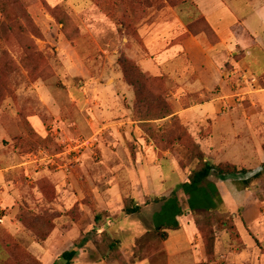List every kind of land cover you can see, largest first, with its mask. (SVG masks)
Returning a JSON list of instances; mask_svg holds the SVG:
<instances>
[{
  "label": "rangeland",
  "instance_id": "rangeland-1",
  "mask_svg": "<svg viewBox=\"0 0 264 264\" xmlns=\"http://www.w3.org/2000/svg\"><path fill=\"white\" fill-rule=\"evenodd\" d=\"M0 2L3 8L0 10V64H3L0 79L4 87L0 86V167L8 171L6 184L11 196L9 207L0 206L3 221L0 259L10 254L33 260L30 264H53L62 253L75 249L79 252L75 264L78 259L81 264H169L164 241L155 234L152 217L163 205L154 200L170 198L174 193L184 210L178 222L186 229L170 233L183 250L187 249L182 244L188 233L200 241L197 243L195 238L189 251L175 257L172 264H264V251L254 244L249 231L247 235L241 217L236 218V224L243 240L234 241L226 231L217 230L214 258L207 259L204 239L209 230H201L195 224L206 213L193 212L189 208V196L180 188L183 179L199 166L191 160V152L185 145L172 141L164 146L160 141L161 134L175 130L172 120L168 118V122L157 121L153 125L156 141L150 140L156 155L147 159L152 164L151 177L145 179L147 168L136 166L134 151L127 152L133 164L126 166L122 164L124 161L116 159L117 153L123 155L120 144L133 146L114 125L124 116L118 110L132 109L133 99L125 95L123 102L113 103L115 109L110 101L111 110H108L105 90L112 87L111 93L120 92L117 84L123 81V76L117 62L122 56L145 67L140 61L147 53L145 45L127 36V28L122 31L120 16L146 10V18L134 23L139 28L148 22L150 15L164 14L170 7L168 3L164 0ZM68 16L71 22L67 21ZM24 58H29L33 72L23 66ZM176 67L167 74L165 84L157 86L162 89L164 85L169 101L171 97L174 102L176 98L171 92H176L177 81L186 73L181 71V66L176 64ZM72 96L75 103L69 101ZM185 103L182 105L186 106ZM194 136L203 139L198 132ZM238 137L247 136L242 133ZM213 145L216 146V139ZM165 151L170 153L165 155ZM30 159L33 163L25 167L24 162ZM90 173L94 182L90 181ZM46 180L56 184L58 199L52 203L46 198L52 196V190H43ZM208 182L216 186V175ZM101 191L109 192V199H97L95 193ZM86 192L92 194V199H86ZM204 194V191L199 194L197 206L209 207L213 201L216 204L215 194ZM254 195L264 196L261 182L256 183L254 193L241 200L242 204L249 205ZM97 203L106 207V211L101 212ZM134 204L141 205L142 211L133 215L124 213L125 207ZM214 209L210 213H231L223 206ZM24 212L53 220L55 227L45 240H39L22 225L20 215ZM9 218L16 224L19 222L12 233L6 230ZM257 218L255 213L254 219Z\"/></svg>",
  "mask_w": 264,
  "mask_h": 264
},
{
  "label": "crops",
  "instance_id": "crops-1",
  "mask_svg": "<svg viewBox=\"0 0 264 264\" xmlns=\"http://www.w3.org/2000/svg\"><path fill=\"white\" fill-rule=\"evenodd\" d=\"M198 16L205 18L214 30L219 39L218 44L212 45L202 36L184 37L188 33V24ZM139 32L147 50L146 56L140 61L145 65H141L144 71L151 74L174 72L177 67L171 62L178 56H187L184 69L186 74L177 81L176 92H171L176 101H172L171 97L170 101L175 105L176 116L183 126L193 134H201L203 131L208 134L200 144L213 162L230 163L249 171L247 174L216 175V190L222 200L219 207L223 206L227 211L239 214L247 226V235L249 231L254 244L264 250V196L250 197L249 205L241 202L243 198L247 199L248 194L254 193L256 183L261 182L264 188V0H189L176 9L166 8L162 15H150L148 22L140 26ZM117 85L120 92L116 90L115 94L111 93L112 87L105 90L108 110H111L110 101L113 106L114 102H123L125 95L129 100L133 99L132 91L123 81ZM69 101L75 103L74 97H70ZM184 101L186 106L182 105ZM118 113L124 116L122 121L114 124L118 127L117 131L127 141L131 140L136 148L128 143L120 144L123 155L117 153L119 158L116 159L124 161L122 164L126 166L133 164L127 152L134 151L138 161L136 166L147 168L145 179H148L152 164L147 159L156 155L153 143L140 125L132 121V109L124 107ZM242 133L247 136L245 139L238 137ZM215 139L216 146L213 145ZM169 153L165 151L163 154ZM24 163L27 167L33 160ZM7 174L8 171L0 167V206L5 207H9L11 201L6 184ZM89 178L94 182L93 174L90 173ZM136 180L139 181V178ZM183 180L182 183L188 178ZM108 193L101 191L95 194L97 199H109ZM97 204L101 212L106 211V207ZM255 213H258L257 219H254ZM18 224L9 218L6 230L12 233ZM180 226L179 231L186 229L182 224ZM190 236L188 233L182 244L187 249L183 250L175 236L169 232L164 242L169 264H172L175 257H181L189 251L195 238L199 243V238L193 239ZM197 245L200 247V244ZM80 262L76 260L77 264Z\"/></svg>",
  "mask_w": 264,
  "mask_h": 264
},
{
  "label": "trees",
  "instance_id": "trees-1",
  "mask_svg": "<svg viewBox=\"0 0 264 264\" xmlns=\"http://www.w3.org/2000/svg\"><path fill=\"white\" fill-rule=\"evenodd\" d=\"M164 1L169 4L168 6L176 9L188 3L189 0ZM1 6L2 2H0V10L3 9ZM120 17V20L123 22V24L121 25L124 26V28H122V31H124L123 29L127 28L125 30L128 31V35H126L131 40L135 41V43L143 46V38L139 32L140 27L137 28L134 23L136 24L142 22V20L146 18V10L144 12L140 10L136 12L134 10V13L132 12L129 15L123 13V15ZM59 21L61 24H65V21L60 19ZM67 21L71 22V18L69 16L67 17ZM187 28L188 33L185 34L184 37H187L189 35H193L195 37L202 36L212 45H216L219 43V39L216 33L205 20V18L201 16L195 17L188 24ZM1 54L2 53H0V55ZM187 61V56L181 55L171 63H175L181 66V71L185 72L184 69ZM29 62V58H24V61H22L23 66L29 72H33L34 70H32V68L30 67ZM117 64L120 72L122 73L123 82L127 85V87L132 91L133 94L132 121L138 123L144 130V132L147 133L149 138H152L156 141V132L155 128H153L154 123L159 120H165L168 118L171 119L176 128L172 133L168 134L166 132V134H161L160 136L163 140H160L161 143H164L163 145L166 146L173 141V143H177V145H185L191 152V160L196 161V164L199 166L197 170L194 169L192 171V173L188 177V180L182 183L180 185V188H182L185 194L189 196L188 204L189 208L193 212L201 213L204 211L206 213L205 217L202 220L196 219L195 224L201 230H209L207 236L205 234L204 247L207 259H213L217 239V230L226 231V233H228L230 235V238L234 241H240L241 239L243 240V236L240 233L238 225L236 224V218H240L239 214L235 215L233 213H230V215H228L224 211L216 212V214L210 213V211L215 210L214 208H216V210L220 208L219 206L222 204V200L219 196L218 191L216 190V186L209 183L208 180L213 174L221 177L233 174H247L249 171L245 168H241L230 163H215L208 157L200 144V141L205 139L208 134L203 131V133L200 134L203 139L201 140L196 138L187 127L182 125L181 120L176 116V107L172 102L169 101L168 92L163 88L164 85L162 89L157 88L159 83L165 84V79L168 76V73L161 74L162 76H148L145 73L146 71H144V69L135 60H131L123 56L118 60ZM0 65L3 66V64ZM34 68L38 69V66L35 65ZM1 83L2 82L0 79V86H2ZM2 88L4 87L2 86ZM167 148L168 150L171 149L170 146H168ZM46 181H44L43 190H52V196L46 195L48 201L52 203L53 201H56L58 199L57 194H55L56 184H54L50 180ZM246 182L248 183L249 180H247ZM202 191L205 192L204 195L208 196L210 193L215 194L216 204L213 201V205L209 207L197 206L199 202V194H201ZM39 192L42 194L41 191ZM85 194L86 199H92V197L90 196L92 194H89V192H86ZM154 201L156 203H163L161 210L154 215L153 220L155 223H153L155 234L165 242L167 240L169 232H175L181 229L178 218L184 215V210L181 208L179 199L176 195H174V193L170 198H156ZM141 211L142 207L138 204H134L130 207L124 208V213H126L127 215L137 214ZM29 217L32 218L29 219ZM20 222L25 228L32 231L33 234L42 241L49 236V232L55 227L53 220L51 221L48 218L34 217L30 212H24L22 215H20ZM243 224L245 225L244 221ZM78 253V250L75 249L65 251L59 257H57L53 264H75V259L77 258ZM32 261L33 260L29 258L20 259L7 254V257L5 259H0V264H30Z\"/></svg>",
  "mask_w": 264,
  "mask_h": 264
},
{
  "label": "built area",
  "instance_id": "built-area-1",
  "mask_svg": "<svg viewBox=\"0 0 264 264\" xmlns=\"http://www.w3.org/2000/svg\"><path fill=\"white\" fill-rule=\"evenodd\" d=\"M1 222V221H0Z\"/></svg>",
  "mask_w": 264,
  "mask_h": 264
}]
</instances>
